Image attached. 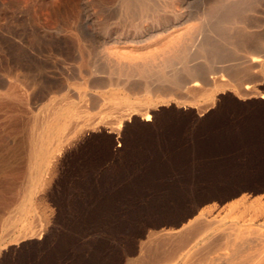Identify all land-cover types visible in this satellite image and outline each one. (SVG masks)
<instances>
[{"label":"rangeland","instance_id":"rangeland-1","mask_svg":"<svg viewBox=\"0 0 264 264\" xmlns=\"http://www.w3.org/2000/svg\"><path fill=\"white\" fill-rule=\"evenodd\" d=\"M37 1L0 0V264H125L150 232L208 211L227 225L242 196L264 205V97L218 91L204 113L159 106L66 149L25 129L23 10L44 19Z\"/></svg>","mask_w":264,"mask_h":264},{"label":"bare ground","instance_id":"bare-ground-1","mask_svg":"<svg viewBox=\"0 0 264 264\" xmlns=\"http://www.w3.org/2000/svg\"><path fill=\"white\" fill-rule=\"evenodd\" d=\"M37 2L44 19L23 10V127L56 138L51 150L101 128L118 134L131 119L150 121L159 106L204 113L218 91L264 97V0ZM229 46L239 55L227 58ZM210 213L150 232L125 264H264V229L253 225L264 224L260 198L233 203L227 225Z\"/></svg>","mask_w":264,"mask_h":264}]
</instances>
